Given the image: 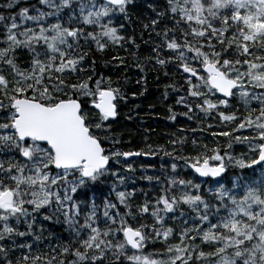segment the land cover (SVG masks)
<instances>
[{
  "label": "snow or ice",
  "instance_id": "1",
  "mask_svg": "<svg viewBox=\"0 0 264 264\" xmlns=\"http://www.w3.org/2000/svg\"><path fill=\"white\" fill-rule=\"evenodd\" d=\"M117 48L137 84L163 74L169 120L226 140L122 151L127 96L90 59ZM160 152L157 195L119 190ZM0 264H264V0L0 3Z\"/></svg>",
  "mask_w": 264,
  "mask_h": 264
},
{
  "label": "trees",
  "instance_id": "2",
  "mask_svg": "<svg viewBox=\"0 0 264 264\" xmlns=\"http://www.w3.org/2000/svg\"><path fill=\"white\" fill-rule=\"evenodd\" d=\"M3 2L4 0H0V3ZM128 34H132L131 27L128 29ZM135 35L140 46L143 44L146 45L144 41L140 39L139 27H137ZM145 39H147V36H145ZM146 46L148 47V45ZM125 47H127V45H125ZM133 51H135V48H133ZM114 55L127 57L129 67L124 71H118L113 66L115 62L106 65L105 61H111ZM90 59H96L99 75L111 77L115 85L118 82L121 86V90L127 96V102L121 100L119 103V116L117 117V122L114 124L116 134L123 140V144L118 145L122 151H147L149 145H151L153 149L166 147L169 151H172L169 140L179 135L176 129H183L184 131L182 132L185 136L190 138L195 137L198 141L209 144L210 147L215 146L214 142L216 140H226L224 137L211 136V130L205 131L206 133L197 132L195 134L190 130L193 126L205 127L207 129L209 123L214 126V130H220L219 127H216L221 125L218 117L207 118L203 123L199 121H188L182 115L178 116L175 122L169 120V107H172L174 111H180V109L175 105V93H173L171 89L167 90L169 92L168 99L164 98V85L167 81L164 80L163 74L161 73V80L163 82L157 81L154 73H149V79L146 85L143 83L137 84L136 80L138 77L135 75L136 69L132 64L133 57L123 49H108L104 55L95 53L94 56H90ZM126 76L128 77L127 80L125 79ZM107 81L108 79L105 78V86ZM133 92L136 93L135 98H133ZM214 115L215 114H213V116ZM186 147L189 149L191 148V140H189ZM232 151L233 154L240 155L242 151H246V148L244 145L236 144ZM128 162L135 171L124 173V175L131 177V179L125 186H121L119 190L129 192L135 190L138 202H143L144 192H148L150 198L157 195V188L153 187V184H149V182L142 177L146 175L162 177L164 175V169L170 168V158L164 156L163 153L160 152L159 154L151 155L147 158H142L140 156ZM162 163L164 165L163 169L161 167ZM121 171H123V169H121ZM230 172L231 169L229 170V173Z\"/></svg>",
  "mask_w": 264,
  "mask_h": 264
},
{
  "label": "rangeland",
  "instance_id": "3",
  "mask_svg": "<svg viewBox=\"0 0 264 264\" xmlns=\"http://www.w3.org/2000/svg\"><path fill=\"white\" fill-rule=\"evenodd\" d=\"M146 48H147V46L144 45V44L141 46V49H142V50H143V49H146ZM144 54H145V53H143V51H142V56H143ZM105 78H106V79H109V78H111V77L106 76ZM111 80H112V78H111ZM156 104H157V103H156ZM156 104H155V105H156ZM182 136H185V135L183 134Z\"/></svg>",
  "mask_w": 264,
  "mask_h": 264
},
{
  "label": "water",
  "instance_id": "4",
  "mask_svg": "<svg viewBox=\"0 0 264 264\" xmlns=\"http://www.w3.org/2000/svg\"><path fill=\"white\" fill-rule=\"evenodd\" d=\"M129 158H132V157H129ZM129 158H128V159H129Z\"/></svg>",
  "mask_w": 264,
  "mask_h": 264
}]
</instances>
